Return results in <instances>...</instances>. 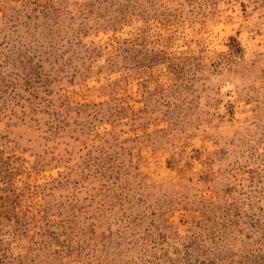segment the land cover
<instances>
[{
  "label": "rangeland",
  "instance_id": "374dc122",
  "mask_svg": "<svg viewBox=\"0 0 264 264\" xmlns=\"http://www.w3.org/2000/svg\"><path fill=\"white\" fill-rule=\"evenodd\" d=\"M0 264H264V0H0Z\"/></svg>",
  "mask_w": 264,
  "mask_h": 264
}]
</instances>
